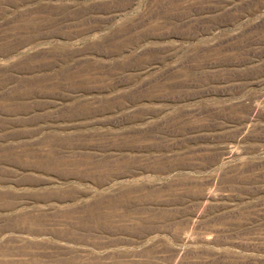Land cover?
<instances>
[{
  "label": "rangeland",
  "instance_id": "rangeland-1",
  "mask_svg": "<svg viewBox=\"0 0 264 264\" xmlns=\"http://www.w3.org/2000/svg\"><path fill=\"white\" fill-rule=\"evenodd\" d=\"M0 264H264V0H0Z\"/></svg>",
  "mask_w": 264,
  "mask_h": 264
}]
</instances>
